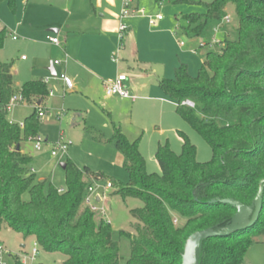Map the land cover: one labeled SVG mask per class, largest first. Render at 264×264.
Listing matches in <instances>:
<instances>
[{"label":"trees","instance_id":"16d2710c","mask_svg":"<svg viewBox=\"0 0 264 264\" xmlns=\"http://www.w3.org/2000/svg\"><path fill=\"white\" fill-rule=\"evenodd\" d=\"M200 7L203 14L184 16L183 32L200 38L209 23L218 24L232 5L238 19L237 39H224L219 53L208 52L196 76L183 65L173 79H163L159 88L176 106V113L212 150V159L198 163L195 148L184 135L180 154L167 145L158 146L155 159L159 174H148L138 148L113 129L111 142L123 157L128 182L114 184L122 200L136 199L142 208L130 211L135 220L129 239L131 255L121 263L110 224L96 221L85 204L88 189L105 179L89 168L65 162L64 189L39 182L28 170L32 158L22 143L37 136L40 119L35 107L48 97L42 81L13 86L12 63H0V232L4 228L30 238L45 254L62 253L63 264H181L186 240L194 233L222 226L236 208L223 204L233 200L249 206L264 180V0H154L156 5ZM14 13V0H8ZM7 33L0 30V50ZM20 96L34 105L21 124L7 120V106ZM189 101L194 107L182 105ZM44 109V108H43ZM62 190V192H58ZM27 194L28 200H23ZM176 220L182 221L176 226ZM264 189L258 221L251 227L205 240L198 264H241L251 245L264 243ZM13 264H20L18 257Z\"/></svg>","mask_w":264,"mask_h":264},{"label":"rangeland","instance_id":"374dc122","mask_svg":"<svg viewBox=\"0 0 264 264\" xmlns=\"http://www.w3.org/2000/svg\"><path fill=\"white\" fill-rule=\"evenodd\" d=\"M199 1L203 4L214 2V0ZM21 3L24 4L23 0H17L15 14L8 7V0H6V4L0 3V16L1 12H4V20L9 26H13L22 14L23 5ZM141 10H144L146 15L159 14L163 17L164 23L169 24L175 43L171 46L172 55L178 66H185L191 76H196L201 68L204 54L208 52L219 53L222 49L221 45H214L211 48L200 46L202 43L211 40L213 28L216 26L212 22L207 25L206 30L198 39L190 38L184 34L183 29L186 27L184 16L192 13L203 14V9L200 7L173 6L167 1L156 5L154 0H140L139 11ZM225 11L226 16L230 19V24L223 23L222 30L228 32L227 40L234 41L237 39L238 19L232 5L228 4ZM5 21H2L0 17V26ZM145 28L146 33L149 31L154 33L155 31V29L148 28L147 22ZM13 37L18 40L12 42L9 35L6 37L5 52L3 54L0 52L1 63L13 62L16 65L21 56L29 58L27 53L22 50L21 39L17 35ZM156 37L163 41L166 36ZM218 39L223 41L221 36ZM181 43L184 47L179 46ZM1 55L5 56L4 60L7 61H2L3 57ZM168 69L167 67L166 72ZM168 72H170L169 77L165 78L172 79L174 75L171 69ZM14 83L21 85L24 82L14 77ZM67 99L68 96L65 93L63 96L62 94H56L54 98H48L44 102L47 115L40 120L41 123L36 135L46 145L39 152L35 151L33 145L28 142L21 145L23 152L32 158L28 170L33 169L37 179L46 180L48 184L56 189H64L65 175L62 165H65L68 160L79 169L87 167L92 172L102 173L105 179L94 184L95 194H98L101 200L100 202L92 200L91 205L96 208L95 220L102 219L110 224L112 240L118 247L119 260L121 263H125L130 258L131 250L129 239L122 232L132 233L131 227L135 220L130 215V211L142 208L143 203L131 198L122 200L115 194L114 187L106 189L108 182L116 185L128 182L127 173L123 168V157L111 142V130L108 126L110 120L117 127L121 124V133L129 141L139 140V152L145 161L148 174H159L160 172L155 159L158 146L167 145L176 155L180 154L182 147L181 135H184L189 143L194 146L195 159L198 163L209 162L212 159V150L206 141L176 113V106H162L155 101H144L145 99L141 101L138 99L135 104L126 101L123 107L116 106L112 113L101 111L100 108H93L91 112H87L82 108L75 109V107H71L73 104L66 107L65 101ZM31 113L30 105H17L8 112L7 120L15 124H21ZM104 122L107 123L106 127H103ZM57 145L66 147V151L52 157L51 151ZM23 200H28L27 194L23 196ZM181 224L182 221L176 220V226H181ZM0 245L14 258L15 256L28 255L32 247V240L30 238L23 239L21 235L4 228L0 232ZM22 245L26 246L23 250L21 249ZM64 260L65 258L60 252L45 254L38 249L33 264H63ZM5 262L6 264L14 263L13 259L8 257ZM241 264H264V243L251 245L246 251Z\"/></svg>","mask_w":264,"mask_h":264},{"label":"crops","instance_id":"0c3cea01","mask_svg":"<svg viewBox=\"0 0 264 264\" xmlns=\"http://www.w3.org/2000/svg\"><path fill=\"white\" fill-rule=\"evenodd\" d=\"M4 1L0 0V3L6 4V0ZM23 2L22 14L13 26L7 24L4 12H1L0 17L5 22L1 24L0 30H5L12 42L18 40L13 39V36L17 35L21 39L22 50L29 56V58L21 56L16 65L12 62L11 76L14 88L19 89L30 81L48 79L46 86L53 96L43 100L42 108L46 110L44 102L48 98H54L56 94L63 96L64 93L68 96L65 101L66 107L73 104L71 107L82 108L87 112H91L93 108H100L101 111L112 113L116 106L123 107L126 101L135 104L138 99L175 107L173 102L167 101L158 85L163 79L170 80L165 78L169 77L168 71L171 69L174 75V69L178 67L171 49L175 44L174 36L170 32L169 24L164 23L163 17L153 27H150L144 18L120 20L121 0H23ZM14 3L13 14L16 13L17 0H14ZM133 6L139 7L140 0ZM155 15L159 14L152 16ZM146 22L149 29H155L154 33L152 31L146 33ZM120 24L127 27V32L119 60L114 63L111 58L118 45ZM223 27L217 34V39L221 36L224 40L228 36V32L222 30ZM48 35L57 38L60 47L49 43L46 40ZM161 35L166 36L163 41L156 37ZM220 41L222 42V39ZM0 52L2 54L5 52L4 44ZM1 56L2 61H7L4 60L5 56ZM54 61H60V65L54 67L56 75L63 74L72 81L71 91H65L62 82L56 77H51L49 67ZM167 67L169 69L166 72ZM118 75L127 77L125 85L134 100L106 96L104 86ZM14 77L24 83L15 84ZM30 107L34 109V105ZM120 125L117 127L110 120L108 126L111 136L114 128L121 132ZM106 126L107 123L104 122L103 127ZM30 172L35 174L33 169ZM25 248L26 246H21L22 250Z\"/></svg>","mask_w":264,"mask_h":264},{"label":"built area","instance_id":"2783aa9c","mask_svg":"<svg viewBox=\"0 0 264 264\" xmlns=\"http://www.w3.org/2000/svg\"><path fill=\"white\" fill-rule=\"evenodd\" d=\"M122 1V10L120 12V20H124V19H128V18H134V17H138V18H144L147 20L148 25L150 27H153L156 25L157 22L162 20V16L161 15H146V13L144 12V10L139 11V7H134L133 5H137L138 0H121ZM224 24H230V19L228 16L224 17L218 24H216L214 30H213V36L211 38V40L208 43H204L201 45L202 48H211L214 45H221V41L217 39V34L219 33L222 25ZM127 32V27L124 24H120L119 25V30H118V45L116 47L115 52L112 55L111 61L114 63H117L119 60V54L123 48V40H124V36ZM15 40V38H13ZM46 40L51 43L52 45L56 46V47H60L59 41L57 38H54L50 35H48L46 37ZM180 46H182V43L180 44ZM24 59V57L22 58V60ZM53 67L60 65V61H54L52 63ZM56 78H58L64 87L65 91H71L73 89V83L72 81L66 77L65 75H60L57 76ZM126 82H127V77L125 75H118L114 80L109 81L105 86H104V90H105V94L106 96L112 97V96H117L119 98L122 99H128V100H134V97L130 95L128 89L126 88ZM43 84L47 85L48 83V79H45L42 81ZM53 96L52 92H48V97ZM26 102L20 97V96H15L12 97L11 100L9 101V104L7 106V110L10 111L12 108H14L17 105H22L25 104ZM182 105L189 107V108H193L194 105L189 102V101H185L182 103ZM36 113L38 115V118L41 120L43 119L46 115H47V111L45 109H43L40 106H36L35 107ZM27 142L33 145V148L35 151L39 152L41 151L42 147L45 145V143L38 137V136H34V137H30L27 139ZM66 151V147L61 146V145H57L54 146V148L51 151V156L55 157L57 156L58 153H64ZM111 186L109 183L106 184V189H110ZM59 193L62 192V190L58 191ZM99 198L98 194H95V186L92 188L88 189V196L86 198L85 204L88 206L89 210L92 213H96V208L93 207L91 205V201L92 200H96V198ZM101 198H99V202H100ZM38 254V245L35 242H32V247L30 250V253L28 255H21L18 257V260L20 262V264H33L35 261V257ZM12 258L10 254H8V252L5 250V248L3 246L0 245V264H6L5 259L6 258Z\"/></svg>","mask_w":264,"mask_h":264},{"label":"water","instance_id":"95a60500","mask_svg":"<svg viewBox=\"0 0 264 264\" xmlns=\"http://www.w3.org/2000/svg\"><path fill=\"white\" fill-rule=\"evenodd\" d=\"M55 34L56 31H50ZM49 72L51 77L55 78L56 73L52 64H50ZM65 168V165H62ZM264 189V180L259 183L258 192L255 199L249 206H244L233 200H222L223 204H230L236 208L235 215L222 226L213 229H208L192 234L185 242L183 247V253L181 256V264H198V255L200 251V245L203 241L218 238L227 237L231 234L239 232L253 226L257 221L262 208V193ZM99 202V198H96ZM23 248V247H22Z\"/></svg>","mask_w":264,"mask_h":264}]
</instances>
